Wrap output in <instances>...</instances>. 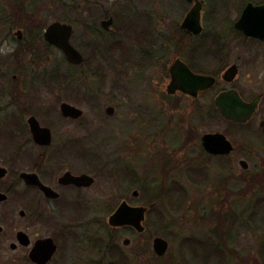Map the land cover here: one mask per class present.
Masks as SVG:
<instances>
[{
	"label": "flooded vegetation",
	"instance_id": "af4514ba",
	"mask_svg": "<svg viewBox=\"0 0 264 264\" xmlns=\"http://www.w3.org/2000/svg\"><path fill=\"white\" fill-rule=\"evenodd\" d=\"M38 1L33 5L30 4V7L27 8V3L24 0H21V3L25 2V6L22 7L20 0H0V223L10 222L12 224L15 214L22 220L21 229L16 228L11 232V239L14 238L15 242H11L9 248L13 251L17 247L25 249V257L23 258L25 264H38L30 258V253L35 243L41 240H51L55 250L51 258L44 264H52L60 253L64 254L66 252L70 242L82 240L83 234L77 229V226L79 227V223L83 222L80 218L87 211L91 192L97 186L99 180L102 179L99 175H103L104 171L103 167L93 166V161L100 162L97 161L98 156L93 153L94 151L95 153L99 152L96 149L97 146L81 144L75 139L74 141L63 139L62 143L65 142L66 145L61 150V154H57L56 147L60 145L59 143L55 145V128H53L54 125L51 124L50 120L51 110L49 108H47L48 110H43L44 107L41 106L42 100H39V94L42 91L48 89L50 92L52 90L51 87L45 86L43 74L53 72L52 80H48V82H52L50 84L54 87L53 93H63V79L60 76L62 70L60 69V64L50 65L52 55L50 53H58L63 57V60H61L66 62L70 74L76 68L84 65L85 55L71 42L74 23L54 21L46 25L41 20L44 1ZM88 2L86 0V6L89 4ZM222 3L227 2H217V7L223 9L220 6H227ZM12 4H15V7L11 6ZM150 4H153V1L147 0L145 6L150 7H145L140 12L136 10V5L133 7L127 3H121V7L123 11H127L124 16L126 23L130 22L132 26L134 25L132 24L133 22H141L137 26L138 33L141 36L142 30L147 27L146 24L150 26L148 40L152 44H156L157 36L151 26L158 15L154 13ZM197 4H200L199 23L201 30L198 34H194L184 30L182 25L187 15ZM182 5L183 8L181 7V10L178 11L176 22L178 31L180 30L177 33L178 35H176L178 37H171L170 42L167 40V42H164L166 48L170 44L173 48H171L172 52H174L164 64V70L168 78V84L165 86L166 100L169 101L167 105L173 104L171 99L177 95L182 96V100L183 98L189 99L187 101L190 102V105H193V109L200 111L201 103L198 102L204 99V95L213 92L212 100L209 102V110L212 111L207 114V119L214 124L216 129L208 131L200 129L197 134L194 133L196 135L191 136L189 145L195 148L197 154L191 155V150L183 146L182 150L180 149V153H182L180 157L178 155H166L163 168L167 167L170 170H174V168H177L175 164L181 167L184 166L186 178H189L188 175H193L192 178L198 179L200 184L207 188V191L204 192L203 218L206 220L208 217H213L210 225L212 228H207V232L213 233L217 241L213 244L203 241L199 242L198 245L214 250L217 255L215 260L218 264H225L227 260L231 261V259L236 260L238 264H255L248 257L241 258L237 253L233 256V252L227 250L225 244L229 241L232 242L237 237V234H231L232 228L234 229L239 222L236 221V218L234 219L237 212L245 216L244 220H240V224L246 226L247 229L257 226L255 225V219L262 212L260 220L264 227V208L262 210L253 208L256 205L257 207L261 206V203L264 205V26L258 21L255 22L258 29L263 28L260 35L246 33L241 27H238L245 8H263L264 0H241L238 3L236 18L227 25L220 19H216L212 22L213 25L210 26V32H206L203 23L207 10L206 0H184ZM72 11H76L74 7ZM86 13L88 14L90 11L87 9ZM253 13L259 14V10ZM16 18L26 19V21L21 24L18 22L14 23ZM114 18L115 16L111 13L108 18L100 20L101 29L110 31L114 24ZM165 18L167 17L163 16L161 19ZM110 19H112V24L108 28H104L102 23ZM217 21L220 22L218 23ZM53 23L71 26L72 33L69 41L72 47L83 57V61L80 64L68 62L62 50L46 40L45 31ZM251 26L252 24L248 22L247 29ZM139 34H136V47L138 46V40H141ZM171 36H175V34ZM118 47L120 52L123 53L124 51L121 50V47H123L122 41ZM151 51L152 49L149 51L137 50V64L145 61L151 65L155 60ZM176 61H180L196 75L213 78V84L198 91L196 96L179 90L172 94L167 93L168 85L171 82V68ZM252 74L262 75L253 77ZM225 93H233L243 103L253 105L251 115L248 116L245 122H236L222 115L220 106L222 105V99H225L222 98ZM61 96L60 94L57 96L60 118L73 123L80 121L79 124L82 125L83 112L79 118L67 117L62 114V104L69 103L61 102ZM229 98L228 101H230ZM41 110L47 112L44 115L48 119H43ZM31 122L33 125H38L39 128L49 130L50 137L48 141L43 136H34ZM222 124H225L229 130H242L244 128L247 130L249 126L257 124L258 128L254 131L250 129L247 133L251 134V139L249 136L248 138L245 137L246 139L242 138L251 148L238 146L233 135H230L226 130L221 131ZM214 134L221 135L223 139L212 138L209 141L204 139L205 135ZM162 141L157 148L162 146ZM226 141L228 144H226ZM169 153L173 154L174 151ZM251 155L259 156L260 158L257 164L252 167L250 177L247 176L249 174V164L246 157L248 158ZM170 159L173 160L169 163L168 160ZM78 163H81L80 167H72L73 164ZM237 166L240 167V172H238ZM14 167L16 169L13 170ZM118 169L122 174L128 173L131 176H129L130 178L137 171L136 168L131 171V168H127L125 164H121ZM221 172H223L224 176H221ZM241 173H245L246 177L239 176ZM125 178L127 177L119 178L120 182L126 181L124 180ZM161 178L163 179V177ZM154 179L155 181H160L158 175H155ZM255 180L262 186L261 188L260 185H255ZM132 181L135 186L134 189L128 188L124 194L119 196L111 211L110 208L107 209V215L104 220L107 221L105 226L109 230V235L108 233H104V235L102 233L93 236L94 232H91L92 234H89L92 236L89 237V234L88 236L85 234L87 239H91L90 247H96V253L99 255L96 256V261L87 259L84 264H110L111 262L118 264L119 262L117 261H122V263L120 262L121 264H132V259H137L135 255L138 252L141 254L145 249L144 246L138 244L133 250V254L126 255L117 245V241L120 238L118 233L121 231L128 233V236L126 235L127 238L124 237L122 240L124 248H130L133 236H135L134 238L142 239V236L147 231L145 223L148 222V212L155 206V202H149L150 204L143 203L142 199H140L141 193L137 190L140 187L136 186L138 182L141 184L140 177L138 178L134 174ZM213 183L221 186L227 185V187L222 188V194L221 189L218 192L215 188L213 196L208 198L209 194L207 192ZM236 184L244 185V187L246 185V187L241 186L239 189L233 190ZM255 188H258L260 193L256 194L254 192ZM241 189H244L245 194H247L245 197L247 198H241L243 196V194L239 193ZM228 190L229 194H223V191ZM16 193L20 196L18 197L21 203L20 206L13 203V196ZM149 195H146L148 197L146 198L147 201L155 200L158 195L160 196V194L153 195L152 193ZM256 196L261 197L256 198ZM253 200H259V202L254 204ZM123 203L131 208L144 207L147 209L141 224L142 230L139 231L131 225L112 226L109 224L110 216ZM238 207L241 208L237 209ZM171 211L175 213L174 210L171 209ZM244 212L246 215L243 214ZM38 224L47 228V231L44 234H31L29 232L30 227ZM19 233H22V238H20L22 243L19 241ZM2 235H4V228L0 225V236ZM156 238L161 237L151 236V238L146 239L147 241L151 239L152 248L153 241ZM87 246L89 245L87 244ZM258 246L261 249L259 254L262 255L260 262L264 264V240L260 241ZM62 259L57 264H67V259Z\"/></svg>",
	"mask_w": 264,
	"mask_h": 264
},
{
	"label": "rangeland",
	"instance_id": "374dc122",
	"mask_svg": "<svg viewBox=\"0 0 264 264\" xmlns=\"http://www.w3.org/2000/svg\"><path fill=\"white\" fill-rule=\"evenodd\" d=\"M24 1L27 3V8L30 7V4L33 5L39 2L38 0ZM42 1H44L41 14L42 22L46 25L54 21L74 23L71 42L85 55L84 65L76 68L70 74L66 62H62L63 57L58 53L49 52L50 55L52 54L50 65L60 64L63 93H53L54 87L50 84L52 82H48L49 79L52 80L53 72H46L43 74L45 86L51 87L52 90L49 89L50 92L48 89L42 91L39 94V100H42V104H40L44 107H41L43 110H48L47 108L51 110L50 120L51 124L54 125L53 128H55V145L58 143L60 145L56 147L57 154L60 155L61 150L66 145L65 142L62 143L63 139H71V141L75 139L81 144L97 146L96 149L99 152L95 153L94 151L93 153L98 156L97 161L100 162L93 161V166L103 167L104 171L103 175H99L102 179L99 180L97 186L91 192L87 211L80 218L83 222L79 223V227L77 226V229L83 234L82 240L70 242L66 252L64 254L60 253L52 264L60 263L62 258V260L67 259V264H84L87 259L96 261V256L99 255L96 253L97 248L90 247L91 239H87V236L91 232H94L93 236L102 233L103 235L104 233L109 235V230L105 226L107 221L104 220L107 209L110 208L111 211L119 196L124 194L128 188L134 189L135 186L132 181L134 174L141 179V184L138 182L136 185L141 190L135 189L140 191V199L143 203H149L146 200L148 198L146 195L152 193L153 195L160 194V196L158 195V198L152 201L155 202V206L148 212V222L145 223L147 231L142 239L133 236L130 248H124L122 240L126 235L128 236V233L122 231L118 233L120 238L117 245L126 255L133 254V250L138 244L145 247L141 254L138 252L135 255L137 259L133 260L131 258L132 264H218L215 260L217 255L214 250L211 251L207 247L198 245L199 242L203 241L211 244L217 241L213 233L207 232V228H212L210 225L213 217H208L206 220L203 218L202 208L205 199L204 192L207 191L206 186L200 184L198 179L192 178L193 175H188L189 178H186L184 166L181 167L175 164L177 168H174V170L167 167L163 168L166 155H178L180 157L183 146L191 150V155L197 154L195 148L189 145L191 136H195L197 131L200 129L206 131L216 129L214 124L207 119V114L212 111L209 110V102L212 100L213 92L207 93L203 96L204 99L198 102L201 103L200 111L193 109V105H190V102L187 101L189 99L183 98L182 100V96L177 95L171 99L172 106L167 105L169 101L166 100L165 86L168 84V78L164 70V64L174 52H172V46L168 44L166 48L164 42L166 40L170 42L171 37H178L176 35L180 30L178 31L176 24L177 15L181 7L183 8L182 3L184 0H152L153 4L150 5L154 13L158 15L151 26L157 36L156 44H152L148 40L150 26L147 24V27L144 26L146 28L142 30L141 36L137 28L141 22H133L132 24L135 26H131L130 22L126 23L124 16L127 11H123L121 7V3H127L133 7L136 5V10L140 12L145 7H150L145 6L147 0H88L89 4L87 6L86 0ZM221 1L227 2L222 3L227 6H220L223 9L217 7V2ZM240 1L206 0L207 10L203 19L206 32L211 31L210 26L213 25L212 22L216 19H220L225 25L235 19ZM25 2L21 3L20 0L21 7L25 6ZM11 6L15 7V4ZM73 7L76 10L75 12L72 11ZM87 9L90 11L88 14L86 13ZM111 13L115 16L114 24L110 31H104L101 29L99 22L104 18H108ZM163 16L167 18L161 19ZM18 19L16 18L14 23L21 24L26 21V19ZM136 34H139L141 38V42L138 40L137 47ZM173 34L175 36H171ZM121 41L123 43V47H121L123 53L120 52L118 47ZM151 49L155 57L154 62L151 65L145 61L137 64L136 51H149ZM260 75L262 74H252L253 77ZM59 94L62 95L61 102L65 101L83 112L82 125L79 124L80 121L73 123L60 118L57 97ZM28 96L31 97L30 94ZM108 106L114 108L113 115H108L105 112ZM43 110L41 112L45 120L47 116L44 113L47 112H43ZM204 120L205 122H203ZM257 126V124H253L247 130L245 128L242 130H229L225 124H222L221 131L226 130L230 135H233L238 146L251 148L243 139L248 138V136L251 139V134L247 133L250 129L254 131L258 128ZM161 140H163L162 146L157 148ZM171 151H174V153H169ZM259 158V156L254 155L246 157L249 164V174L247 176L251 177L252 167L257 164ZM172 160H168L169 163ZM121 164H125L127 168L130 167L131 171L136 168L137 171L132 174V178L128 173L122 174L119 172L118 168L121 167ZM76 166L80 167L81 163L73 164L72 167L76 168ZM237 170L240 172L239 166H237ZM213 174L215 176L214 171ZM155 175L160 177V181H155ZM221 176H224L223 172H221ZM239 176L245 178L246 174L241 173ZM121 177H127L124 179L126 181L120 182L119 178ZM241 186L244 187V185L236 184L233 190H237ZM226 187L227 185L211 184L207 197L211 198L213 196L215 188L218 192L221 189L222 194V188ZM228 192L229 190L223 191V194ZM254 192L256 194L260 193L258 188H255ZM239 193L243 194L241 198H247L244 189L239 190ZM162 194L163 196H161ZM13 197V203L20 206L21 203L18 200L20 196L16 193ZM259 197L261 196H256V198ZM253 201L254 204L259 202V200ZM260 205L253 208L262 210L264 205L262 203ZM243 214L246 215L245 212ZM261 215L262 212L255 219V225L257 226L247 229L246 226L240 224V220H244L245 216H242L239 212L236 213L234 219L236 218V221L239 222L234 229L232 228L231 234H237V237L232 242L229 241L225 244L227 250L233 252V256L237 253L241 258L248 257L253 263L261 264L262 255L259 254L261 249L258 246V243L264 240ZM12 220V224L10 222L0 223L4 228V235L0 236V264H25L23 259L25 249L17 247L13 251L9 248V244L15 242L14 238L11 239V232L16 228L21 229L23 224L17 214ZM46 229L38 224L30 227L29 232L31 234H44L47 231ZM91 234H89V237L92 236ZM151 236L161 237L168 243L166 254L161 258L153 251L151 239L150 241L146 240ZM87 244L89 246L86 247ZM231 261L227 260L225 264H238L236 260L231 259ZM117 262H119L118 264L122 263V261ZM110 264L114 263L111 262Z\"/></svg>",
	"mask_w": 264,
	"mask_h": 264
},
{
	"label": "water",
	"instance_id": "95a60500",
	"mask_svg": "<svg viewBox=\"0 0 264 264\" xmlns=\"http://www.w3.org/2000/svg\"><path fill=\"white\" fill-rule=\"evenodd\" d=\"M191 1V0H190ZM259 10V14L253 13L254 11ZM264 7L260 9H254L252 7H246L241 18L238 27L244 31L249 32L253 35H260L263 28L258 29L255 25V22H260L264 26ZM253 13V14H252ZM200 4H197L187 15L182 28L189 31L190 33L198 34L201 30L200 23ZM248 22L252 26L247 29ZM253 22V23H251ZM112 24V19L107 22H103L102 26L108 28ZM72 33V28L67 24L53 23L45 31V38L49 43H52L56 47L62 50L66 59L70 63L80 64L83 61L81 54L72 47L70 44V36ZM214 82V79L207 76L196 75L192 73L184 64L180 61H176L174 66L171 68V82L168 85L167 93L172 94L177 90L196 96L198 91H201L207 87H210ZM230 97V98H229ZM222 98L221 113L227 118L236 122H245L249 115H251V109L253 105L245 104L241 101L237 95L233 93H225ZM228 98L230 101H228ZM62 114L67 117L79 118L82 114V111L78 108H75L69 104L63 103L61 106ZM108 115H113V108L108 107L106 109ZM32 126V132L35 137L43 136L44 139L48 141L50 135L48 129L39 128L37 125ZM43 133V135H42ZM45 135V137H44ZM212 138H221V135H205L204 139L209 141ZM226 144L227 141H226ZM229 149V146H228ZM81 178V177H80ZM78 178V179H80ZM144 207L131 208L125 203L121 204L115 212L109 218V224L112 226H122V225H131L138 229L142 230V221L144 220V215L146 212ZM22 233H19V241ZM55 246L51 240H41L35 243L31 253L30 258L38 264H44L48 259L51 258L54 253ZM153 250L159 255L163 256L167 251V242L162 238H156L153 241Z\"/></svg>",
	"mask_w": 264,
	"mask_h": 264
},
{
	"label": "trees",
	"instance_id": "16d2710c",
	"mask_svg": "<svg viewBox=\"0 0 264 264\" xmlns=\"http://www.w3.org/2000/svg\"><path fill=\"white\" fill-rule=\"evenodd\" d=\"M128 28H129V27H128ZM132 29H133V28H132ZM132 29H131V30H132ZM255 185H260V184L257 183L256 180H255ZM152 201H153V200H149L148 202H152ZM211 251H212V250H211Z\"/></svg>",
	"mask_w": 264,
	"mask_h": 264
}]
</instances>
